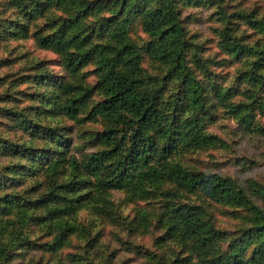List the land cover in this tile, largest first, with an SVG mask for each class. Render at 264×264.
I'll return each instance as SVG.
<instances>
[{"label": "rangeland", "instance_id": "obj_1", "mask_svg": "<svg viewBox=\"0 0 264 264\" xmlns=\"http://www.w3.org/2000/svg\"><path fill=\"white\" fill-rule=\"evenodd\" d=\"M160 1L0 0V264H207L218 255L223 264H255L250 252L260 222L247 206L166 180L145 182L140 191L104 189L82 166L106 145L110 122L92 107L104 95L107 59L128 44L135 50L127 57L140 53L135 66L158 89L159 112L171 122L170 135L158 140L167 160L226 176L263 205L257 191L264 186V62L257 65L252 53L232 55L221 40L228 27L231 41L264 47L263 35L240 16L264 19V0H176L174 37L141 25L142 12ZM121 21L128 33L116 37ZM55 31L88 40L92 58L70 71L62 50L37 40ZM186 76L199 80L197 96L186 92ZM84 93L85 104L67 114L63 105ZM187 119L218 139L189 142ZM50 192L78 197L77 207L50 215L48 208L63 202L44 197ZM185 200L201 205L222 230L214 246L198 250L167 231L170 207ZM68 225L75 229L62 245L48 248Z\"/></svg>", "mask_w": 264, "mask_h": 264}, {"label": "trees", "instance_id": "obj_2", "mask_svg": "<svg viewBox=\"0 0 264 264\" xmlns=\"http://www.w3.org/2000/svg\"><path fill=\"white\" fill-rule=\"evenodd\" d=\"M220 12L227 17L224 9L220 8ZM177 13L176 0H162L142 12L141 25L158 37H163L169 29L171 36L174 37L178 29L172 28L174 25L172 22ZM240 16L247 18L264 37L263 18H251V13H240ZM170 23L171 27L167 28ZM228 31V27L222 31L221 44L232 55L252 53L258 56L257 65L264 62V47L231 41ZM126 33L128 22L121 21L114 36L119 37ZM37 40L43 45L62 50L64 64L73 72L88 62L94 53L92 46H84L88 40L68 36L62 31L39 35ZM134 50V46L127 44L107 59L102 76L104 95L93 105L92 110L94 108L105 116L110 126L103 136L106 145L90 152L83 161L85 172L94 175L96 185L104 189L127 188L140 191L145 182L156 183L166 180L190 189L200 187L209 196L239 206H247L260 222L254 231L259 237V242L250 252V261L255 264L261 263L264 260V186H259L257 191L263 204L261 206L248 196L242 186H235L226 176L210 171L188 170L167 160L169 150L166 145L159 147L158 140L170 135L172 125L171 122H166L159 112L158 89L150 88L149 81L140 75L138 66H135L139 63L140 53L127 57L128 53ZM130 63H133L132 66ZM186 82V92L197 96L199 80L186 76ZM85 96L84 93L70 97L63 105L64 111L69 115H75L85 104ZM241 106L236 104L234 109L238 111ZM186 122L185 135H189V142L191 139L197 144H211L218 139L214 133H200L194 125L195 120L187 119ZM47 133L55 139H60L59 134L52 129ZM113 158L114 167L108 169V164L111 163L109 161ZM101 168H106L105 174L100 172ZM84 182L85 180L80 181L82 184ZM44 197L54 202L63 200L61 204L57 203L48 208L47 211L52 216L69 213L77 207L79 201L78 197H67L51 192ZM170 219L167 231L171 235L174 234L180 242L195 249L214 246V242L222 237V230L198 203L187 200L175 202L170 207ZM74 229V225L61 226L60 231L52 241L46 243V246L52 250L57 249L62 245L66 235ZM239 245L243 248L246 242L241 240ZM205 259L207 264H223L219 255L218 258L210 256Z\"/></svg>", "mask_w": 264, "mask_h": 264}]
</instances>
